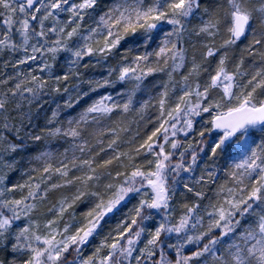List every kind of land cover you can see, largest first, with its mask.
<instances>
[{
    "label": "snow or ice",
    "instance_id": "1",
    "mask_svg": "<svg viewBox=\"0 0 264 264\" xmlns=\"http://www.w3.org/2000/svg\"><path fill=\"white\" fill-rule=\"evenodd\" d=\"M0 264H264V0H0Z\"/></svg>",
    "mask_w": 264,
    "mask_h": 264
}]
</instances>
